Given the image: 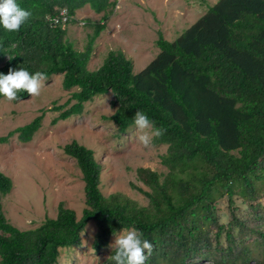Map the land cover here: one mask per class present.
<instances>
[{
  "label": "trees",
  "instance_id": "trees-1",
  "mask_svg": "<svg viewBox=\"0 0 264 264\" xmlns=\"http://www.w3.org/2000/svg\"><path fill=\"white\" fill-rule=\"evenodd\" d=\"M15 2L31 16L19 31L0 25V73L23 68L47 78L62 74L63 88L72 95L64 104L54 101L1 142L16 134L29 142L47 111L59 112L57 123L112 92L116 109L109 119L119 136L134 127L136 111L166 130L153 143L167 145L162 163L168 172L137 168L138 179L150 190L132 187L146 195L148 205L122 192L106 196L95 151L73 140L64 151L76 159L85 182L81 218L62 201L55 218L20 229L5 215L2 199L13 180L0 171V264H59L63 248L82 245L90 221L97 225V253L119 231L135 228L153 246L145 264H264V0H218L176 39L159 32L160 51L138 73L122 50H110L97 69L88 68L93 44L117 0ZM87 5L102 14L99 21L77 18ZM77 22L94 27L85 50L67 38L68 25ZM17 97L14 101L31 96L19 91ZM236 196L248 203L247 217L238 214ZM224 197L231 210L228 223L216 213ZM108 251L101 264H114L109 257L115 249Z\"/></svg>",
  "mask_w": 264,
  "mask_h": 264
},
{
  "label": "rangeland",
  "instance_id": "rangeland-1",
  "mask_svg": "<svg viewBox=\"0 0 264 264\" xmlns=\"http://www.w3.org/2000/svg\"><path fill=\"white\" fill-rule=\"evenodd\" d=\"M218 0H117L107 27L96 38L88 68L97 69L110 50H122L133 60L138 73L158 54L159 32L172 41L202 16ZM79 20L99 21L102 14L95 13L89 5L77 11ZM94 34V27L77 22L68 25L67 38L79 50H85ZM63 75H54L43 81L40 94L18 101L0 98V138L8 137L17 127L24 126L49 109L54 101L64 104L71 97L62 85ZM76 90V88H74ZM113 93L99 95L85 104L82 114L66 120H53L58 111H47L42 127L33 139L23 142L16 135L7 142L0 140V171L13 180V189L2 199L3 209L11 223L20 229L35 228L48 218H55L60 202L76 211L81 218L86 207L85 182L76 159L68 156L64 146L73 140L92 148L103 166L101 190L109 196L122 192L148 205L145 194L134 189L132 183L150 190L137 177V168L149 167L167 173L162 155L167 145H155L153 139L145 147L137 139V129L132 127L119 136L118 126L109 119L115 112L111 100ZM72 100L66 107H70ZM237 212L247 217L250 207L235 197ZM264 201V195H263ZM221 223H228L231 210L227 197L216 204ZM97 225L90 221L82 236V245L66 247L61 251L59 264H101L109 255L108 247L97 253L93 242ZM119 231L111 238L113 244ZM70 248V249H69ZM69 249V250H68Z\"/></svg>",
  "mask_w": 264,
  "mask_h": 264
},
{
  "label": "clouds",
  "instance_id": "clouds-1",
  "mask_svg": "<svg viewBox=\"0 0 264 264\" xmlns=\"http://www.w3.org/2000/svg\"><path fill=\"white\" fill-rule=\"evenodd\" d=\"M30 16L31 13L20 8L15 0H0V25L6 31H19L21 24ZM46 79L45 74L39 71L30 74L23 68L10 69L6 75L0 73V95L9 102L18 99L19 91H26L31 97L38 96ZM133 120L138 133L137 139L145 147L150 145L153 138L162 136L166 131L163 128L154 127L147 115L141 111H136ZM141 237L142 233L135 228L117 235L114 243L109 245L115 249L114 255L109 258L114 261V264H145L153 246Z\"/></svg>",
  "mask_w": 264,
  "mask_h": 264
},
{
  "label": "built area",
  "instance_id": "built-area-1",
  "mask_svg": "<svg viewBox=\"0 0 264 264\" xmlns=\"http://www.w3.org/2000/svg\"><path fill=\"white\" fill-rule=\"evenodd\" d=\"M62 15L64 16L63 17V20H65L67 18V16H65V11L64 10H62ZM58 19H59V17H56L55 18V20H58Z\"/></svg>",
  "mask_w": 264,
  "mask_h": 264
}]
</instances>
